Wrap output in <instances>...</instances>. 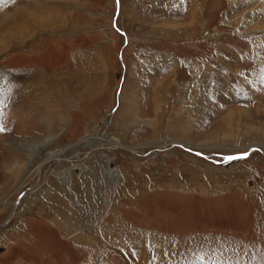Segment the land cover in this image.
Instances as JSON below:
<instances>
[{
	"label": "rangeland",
	"instance_id": "obj_1",
	"mask_svg": "<svg viewBox=\"0 0 264 264\" xmlns=\"http://www.w3.org/2000/svg\"><path fill=\"white\" fill-rule=\"evenodd\" d=\"M5 19L0 264H264V0H0Z\"/></svg>",
	"mask_w": 264,
	"mask_h": 264
},
{
	"label": "bare ground",
	"instance_id": "obj_2",
	"mask_svg": "<svg viewBox=\"0 0 264 264\" xmlns=\"http://www.w3.org/2000/svg\"><path fill=\"white\" fill-rule=\"evenodd\" d=\"M7 18H8V16H7ZM38 19H39L38 22L42 23V25H43L44 23H43L42 19H40V18H38ZM57 19L58 18H56V19L53 18L51 20L49 18V20H50L49 22H51L54 25V24H56L58 22ZM6 22H7V19H5V21H3L2 23H0V25L4 24ZM51 23H49V24H51ZM46 26H48V25H46ZM178 127H181L182 128L183 126L181 124H179ZM102 139H103V135H99V134L97 136H95V135L94 136H88V137L83 138L82 140H80L77 144L72 145L71 148L73 149V148H80L82 146H89L92 143L98 142V141H100ZM56 154H57V152H50V154H49L50 155V158L51 157L56 158ZM108 158L109 159H108V166H107V169H106V173L108 174L109 178L114 179L115 181H121L122 180V176H121L120 171L117 170L116 168H113L112 167V164L111 163L113 161V158L112 157H108ZM74 168H77V167H74ZM78 168L81 170L82 167H78Z\"/></svg>",
	"mask_w": 264,
	"mask_h": 264
},
{
	"label": "snow or ice",
	"instance_id": "obj_3",
	"mask_svg": "<svg viewBox=\"0 0 264 264\" xmlns=\"http://www.w3.org/2000/svg\"><path fill=\"white\" fill-rule=\"evenodd\" d=\"M0 116H2V112H0ZM3 131H5V128H4L3 120L0 119V132H3ZM247 155L248 153L245 152V153H242L240 157L229 156L227 157V159L232 160V159L242 158L243 156H247Z\"/></svg>",
	"mask_w": 264,
	"mask_h": 264
}]
</instances>
